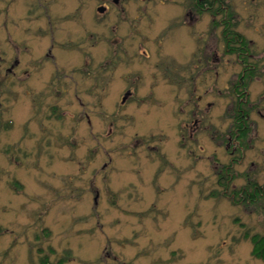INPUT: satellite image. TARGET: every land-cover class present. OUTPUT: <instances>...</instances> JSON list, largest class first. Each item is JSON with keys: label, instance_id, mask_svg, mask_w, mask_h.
Wrapping results in <instances>:
<instances>
[{"label": "rangeland", "instance_id": "374dc122", "mask_svg": "<svg viewBox=\"0 0 264 264\" xmlns=\"http://www.w3.org/2000/svg\"><path fill=\"white\" fill-rule=\"evenodd\" d=\"M190 2L0 0V264H264V0H226L239 140L243 67Z\"/></svg>", "mask_w": 264, "mask_h": 264}, {"label": "flooded vegetation", "instance_id": "af4514ba", "mask_svg": "<svg viewBox=\"0 0 264 264\" xmlns=\"http://www.w3.org/2000/svg\"><path fill=\"white\" fill-rule=\"evenodd\" d=\"M118 2L119 0H114V3ZM100 7L104 8L105 11L107 10L106 5H101L98 8ZM187 8L188 10L184 12V16L186 17V22H189L190 20V24L198 21L204 12L215 11V13L211 14L216 15V26L217 28H220V30L217 29V31L221 33L224 41V53L228 55L236 54V57L243 67V70L238 74L236 82L233 85V93L236 95V99L244 102L247 101L246 104H248V100H250V91L248 88L249 83L253 82L256 78L259 66L258 62H254V56L251 54L252 51L251 45H249V39L238 32L236 25L237 14L233 11L232 5H229L226 0H192L190 6ZM245 39L247 40V43L243 44ZM238 47L241 48V51L239 52ZM246 55L250 56V58H247ZM252 72H256L257 74L252 75ZM238 110L245 114L247 113L248 120L249 111L241 109L240 107ZM240 138L243 137L241 136Z\"/></svg>", "mask_w": 264, "mask_h": 264}, {"label": "trees", "instance_id": "16d2710c", "mask_svg": "<svg viewBox=\"0 0 264 264\" xmlns=\"http://www.w3.org/2000/svg\"><path fill=\"white\" fill-rule=\"evenodd\" d=\"M205 1H207V0H205ZM210 13H215V11H210ZM245 43H247L246 39L244 40L243 44H245ZM239 51H241L240 47H238V52ZM246 57L250 58V56H248V55H246ZM252 73H253L252 75H256L257 74L256 72H252ZM243 103L244 102L239 101L238 107L241 108ZM234 121H235V123H234V127H235L234 134L236 136V139L239 140V138L241 136L246 138L247 135L249 134V129H250L249 128V120H247V113L245 114L244 112L238 110L237 111V116L235 117ZM227 172H228V168H227L225 174L222 175V178H226L227 177V175H228ZM227 181H230V180L229 179L225 180V183H226L225 185H227ZM246 188L248 189V187H246ZM246 188H242L240 190V192H239V193L242 192V196L240 198V202H246L247 203V202L255 201L259 197V194L257 196V192L259 191L257 189V187L255 185H253V191H251V193H248V190ZM254 238L256 240L255 254H256L257 257L262 258L264 260V236L263 237H259V236L256 235V236H254Z\"/></svg>", "mask_w": 264, "mask_h": 264}, {"label": "water", "instance_id": "95a60500", "mask_svg": "<svg viewBox=\"0 0 264 264\" xmlns=\"http://www.w3.org/2000/svg\"><path fill=\"white\" fill-rule=\"evenodd\" d=\"M98 9H99V11H100V12H104V11H105V9H104V8H101V7H100V8H98ZM123 100H126V97H125V98H123Z\"/></svg>", "mask_w": 264, "mask_h": 264}]
</instances>
